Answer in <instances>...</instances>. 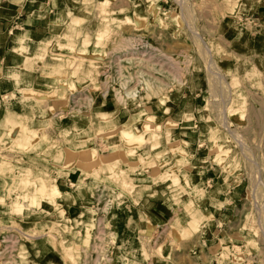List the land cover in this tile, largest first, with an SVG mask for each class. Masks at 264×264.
Returning <instances> with one entry per match:
<instances>
[{"label":"rangeland","instance_id":"1","mask_svg":"<svg viewBox=\"0 0 264 264\" xmlns=\"http://www.w3.org/2000/svg\"><path fill=\"white\" fill-rule=\"evenodd\" d=\"M101 1L85 38L67 44L75 49L64 51L70 63L51 67L62 43L52 28L46 56L39 58L34 48L26 53L24 69L15 71L18 77L10 71L0 80V110L8 119L2 123L8 137L0 140V264H21L26 255L19 243L40 235L52 239L66 263L111 264L108 246H116L114 232L121 226L112 219L118 213L119 193L118 209L123 211L145 198V203L158 199L179 204L176 212L190 214L192 220L186 219L201 245L210 238L216 244V257L208 264H264V71L260 57L244 43L245 31L251 39L258 32L255 18L264 12V0H111L114 17L131 22L120 28L112 24L110 38L98 46L96 35L104 19ZM131 38H139V50L128 48L123 54ZM75 59L85 60V66L91 61L96 70L84 77ZM125 59L133 62H121ZM4 82L12 88L2 89ZM121 83L140 88L144 99H124ZM238 95L244 105L233 107ZM192 114L199 125L188 123ZM150 132L167 133L168 154H155ZM135 137V142L128 141ZM229 147L233 157L215 160L217 149ZM118 159L136 184L130 194L103 170ZM148 159L154 166L145 164ZM62 161L69 167L58 177ZM97 169L101 172L95 176ZM164 172L176 173L180 183L173 188L171 183H155L153 178ZM48 177H56L53 186L46 185ZM64 181L67 191L85 188L94 195L89 207L73 209L74 214L80 212L72 218L62 199L57 207L49 199L54 189L62 194L59 184ZM216 184L219 190L212 189ZM237 185L240 200L233 203L230 217L222 215L218 221L223 232L210 235L205 229L213 224L215 211L231 205L227 194ZM192 197L194 207L187 205ZM49 205L54 212L43 210ZM62 210L64 217L57 216ZM195 211L205 216L195 217ZM79 220L94 222L96 229L79 227ZM88 231L91 239L85 238ZM139 240L137 264L152 262L148 246L162 256L164 246L151 232ZM115 262H127L120 250Z\"/></svg>","mask_w":264,"mask_h":264},{"label":"crops","instance_id":"2","mask_svg":"<svg viewBox=\"0 0 264 264\" xmlns=\"http://www.w3.org/2000/svg\"><path fill=\"white\" fill-rule=\"evenodd\" d=\"M99 1L0 0V80L10 71L23 70L28 55L26 53L31 54L39 44L50 41L51 38H48V36H50L52 28L56 30L55 36L62 43L74 45L75 42L84 39L86 32L89 31V26L94 24L92 18ZM71 14L72 17L69 18ZM65 17L69 20L65 21L67 19ZM255 19L258 21V28H255L258 32H255L253 39H251L248 32L245 31L244 43L249 46V51L254 53V56L260 57V69L264 71V12L259 11ZM14 72L12 73L13 76L15 75ZM16 77L18 76L16 75ZM1 85L3 89L11 84L4 82ZM3 112V109L0 110V140L5 139L6 136L8 137V133L3 130L2 125L5 120H8L6 117L3 118L5 115ZM187 121L199 125V120L194 114L190 115ZM187 131L189 130L187 129ZM198 134H200L199 131ZM60 166L63 170H67L69 167L67 161H62ZM217 184L212 188L213 190H219ZM66 185V181L59 184V189L62 191L60 200L62 199L63 207L72 218L80 212L74 214L73 209L82 210L83 207H89L94 202V195L85 188H81L83 190L67 191ZM239 187V185L235 186L227 194L231 205H227L228 207H225L222 211H215L213 224L205 229L210 235L217 236L223 232L222 228L218 226V221L222 218V215L226 218L231 216L230 212L234 210V204L240 200ZM145 200L138 206L130 204L125 211L115 208L118 213L114 211L112 219H117L121 226L118 227L117 232H114L117 239L116 246H108V249L112 250L110 252L113 258L111 264H117L115 258L119 250L126 256V264H137L135 252L142 248L139 235L148 232L153 234L157 239V243L161 242L164 246L162 256L153 254L152 248L146 247L152 256V262H149V264H208L210 262V259L213 258L212 250L216 244H212L213 238H210L205 239V247L201 245L196 232L188 224L192 220L189 217L190 214L183 216L181 214L183 210L176 212L179 204L175 202L169 205L165 201L154 200V198L152 199L154 200L153 203H145ZM113 209L110 211H113ZM43 210L54 212L51 205ZM194 215L198 217L204 215V213L195 211ZM186 217H189L190 220ZM39 222H35V224ZM129 237L130 240L127 243L126 240ZM18 248L19 250L25 249L26 258L21 264H70L66 263L60 248L54 244L52 239L43 235L21 241ZM194 252L197 254L195 255ZM21 254L24 253L21 252ZM94 260L100 263L99 257Z\"/></svg>","mask_w":264,"mask_h":264},{"label":"bare ground","instance_id":"3","mask_svg":"<svg viewBox=\"0 0 264 264\" xmlns=\"http://www.w3.org/2000/svg\"><path fill=\"white\" fill-rule=\"evenodd\" d=\"M110 4H111V0H103V1H101V4H100V7H99V9H101V14L100 15H103V17H104V19H103V24L101 25V27L99 28V30H98V32H97V35H96V45H98V46H101L102 45V42L104 41V40H106L107 38L109 39L110 38V35L112 34V28H111V26H112V24H116V25H118V27L120 28L123 24H125L126 22L128 23V22H131V19L130 18H125V19H122V20H119V19H117V18H115L114 17V14H116L115 12H114V14H112V11H111V9H110ZM233 5V4H232ZM231 7H233V6H231ZM235 7V6H234ZM136 23L138 24V26L141 24V21L140 20H136ZM135 26V25H134ZM142 26V25H141ZM107 39V40H108ZM136 39H139V38H131L130 40H128V46L126 47L127 49H125L126 51H124L123 52V54L125 53H128L127 52V50H128V48L130 49V51L129 52H131V51H134V52H136V50L138 49V45H137V42L135 41ZM106 40V41H107ZM61 42V41H60ZM47 43H49V41L48 42H42L41 44H39L38 45V47H37V55L38 56H40L39 58H41V57H45L46 56V46H47ZM106 45V44H105ZM147 46V45H146ZM48 47V46H47ZM123 48V47H122ZM141 48V47H140ZM58 49H59V51H61V52H59V53H55L54 54V56L52 57V66L51 67H53V69H55V67H57V68H63V66H65L66 65V63L68 62L66 59H65V53H64V51L65 52H73L75 49L74 48H72L71 46H68L67 44H64V43H58ZM57 49V50H58ZM120 49V48H119ZM139 50V49H138ZM133 55V54H132ZM70 57V56H69ZM72 57V56H71ZM70 57V58H71ZM37 58V57H36ZM74 58V57H73ZM27 59V58H26ZM76 60H78V59H75V62H76ZM27 61V60H26ZM78 61H80V60H78ZM77 61V62H78ZM82 61V60H81ZM80 61V62H81ZM121 61V60H120ZM29 62H30V60H29ZM85 60H83V62H81L80 64H78V66L79 67H83V75H84V77H89V76H91L93 73H94V71L96 70V66H95V64H93L91 61H89L90 63L88 64V65H86L85 66ZM121 62H125L126 64H128V65H131V63L133 62L132 61V59H125V60H122ZM28 63V61L26 62V64ZM68 63H70V62H68ZM68 65V64H67ZM72 65H75V63H73ZM71 65V66H72ZM77 65V64H76ZM48 66V65H47ZM49 67V66H48ZM112 68H113V66H111ZM73 68V67H72ZM81 68H79V69H81ZM76 69V68H75ZM80 71V70H79ZM17 75V73L15 72V75L14 76H16ZM123 86V88H125L126 86H125V83L123 84V83H121ZM120 84V85H121ZM118 86V85H117ZM126 90V92H125V97H124V99L126 98V97H128V98H139L140 100H142V99H144V96L142 95V91H141V89L140 88H130V89H128V87L127 88H125ZM117 91H120V90H117ZM75 94V93H74ZM232 104H233V107L234 106H240V105H244V99H243V96L242 95H238L236 98H234L233 99V101H232ZM142 114L141 115H143V113H145L144 111L143 112H141ZM137 117V116H136ZM143 117V116H142ZM106 120V119H105ZM150 134V142H151V147H152V150H154V152H155V154H157V156L158 157H161V155H163L164 153H165V146H164V143L166 142V137L165 136H167L166 134H165V132H164V134L163 133H160V132H150L149 133ZM169 134V133H168ZM141 135H139V137H140ZM142 137H144V135H142ZM176 137H178V135H176ZM137 138L135 137V138H132V139H128V141L129 142H132L133 143V141L134 140H136ZM139 139V138H138ZM140 139H141V137H140ZM219 139L221 140V138L219 137ZM227 139V138H226ZM222 141V140H221ZM135 142V141H134ZM219 142V141H218ZM83 144H84V142H83ZM137 144V143H136ZM136 144H134V145H136ZM185 144H187V145H190V144H192V142H190V141H185ZM131 145V144H130ZM131 147H134L133 145H131ZM176 150H180V148H178V149H176ZM133 152V155L135 156V152L134 151H132ZM165 154H168L167 152L165 153ZM230 157H233V151H232V148L231 147H229V148H226V149H222V150H218L217 149V154H215V160H217V158H221V159H228V158H230ZM145 158L146 157H143V156H140L139 157V159H140V161L141 162H145ZM148 158V157H147ZM149 160V159H148ZM232 162H234V159H233V161ZM121 160H115V161H113V162H109L105 167V169H103V168H101V169H103L104 170V172H105V170H106V172H108V174L110 175V177H112L113 179H116L118 182L117 183H119L121 186H122V189L124 190L125 189V191L127 190L128 192H129V194H130V192H133V191H135V189H136V184L132 181V178L129 176V173H128V171L126 170V169H123L122 168V166H121ZM149 163H151L150 164V166L152 165V166H154V164H155V161L154 160H149V162H147V163H145V164H147L148 166H149ZM104 167V166H103ZM102 170V171H103ZM57 172H59V175H58V177H62L63 176V174L64 173H66L67 171H65V170H60L59 169V171H57ZM101 172V171H100ZM100 172H98V169L97 170H95V171H93L92 172V174L93 175H95V176H97L98 175V173H100ZM105 172V173H106ZM66 175V174H65ZM109 177V178H110ZM111 179V178H110ZM55 180H56V177H48L47 178V181L48 182H46V185L49 187V185L48 184H50V186H53V183H55ZM153 181L155 182V183H157V184H165V183H171V188H173V187H175V186H177L179 183H180V177H178L177 175H176V173H174V172H164V173H161V174H158L156 177H154L153 178ZM45 182V181H44ZM43 182V183H44ZM48 183V184H47ZM187 183H188V181H187ZM46 186V187H47ZM49 189V188H48ZM52 189V188H51ZM49 190L50 191V193H52L53 192V190ZM55 191H54V193H53V195H50L51 197L49 198L50 199V201L54 204V205H56V207H57V205L59 204L58 203V200L60 199V197H61V192L59 191V190H57V189H54ZM187 190V189H186ZM38 192V191H37ZM45 192H46V190H45ZM48 192V191H47ZM127 192V193H128ZM121 195H122V193H119L118 194V202H117V205H121L122 204V202H121ZM27 195H23V197H26ZM46 196V195H45ZM44 196V197H45ZM104 197V196H103ZM47 199V197L45 198V200ZM102 199V198H101ZM48 200V199H47ZM49 201V200H48ZM135 202V201H134ZM51 203V204H52ZM110 205V207H112V206H114V203L112 202L111 204H109ZM116 205V204H115ZM188 206H191V207H194L195 206V200H194V198L192 197L191 198V200L190 201H188V204H187ZM199 205V204H198ZM201 205V204H200ZM119 206L117 207V208H119ZM107 207H109V206H107ZM21 208L22 207H20L19 208V210H21ZM17 209L18 208H15V211H17ZM108 209V208H107ZM64 215H65V212H64V210H62V211H60L59 212V214H57V216H60V217H64ZM57 216H56V218H57ZM66 220V222L68 223V222H70V220L69 219H65ZM78 226L79 227H81V226H86V227H89L91 230H93L94 231V229H96V224L94 223V222H87V221H84V220H79L78 221ZM90 230V231H91ZM90 231H88V233H87V235H86V237L85 238H87V239H91L92 238V232H90ZM80 235V234H79ZM111 243H113V244H115V239L114 238H111ZM72 249V248H71ZM71 249H68V250H71ZM228 248H224V250H227ZM3 252V251H2ZM71 252V251H70ZM228 252V251H227ZM221 254H223V252L221 253ZM147 255V254H146ZM214 257H216V255L215 256H213V258Z\"/></svg>","mask_w":264,"mask_h":264},{"label":"built area","instance_id":"4","mask_svg":"<svg viewBox=\"0 0 264 264\" xmlns=\"http://www.w3.org/2000/svg\"><path fill=\"white\" fill-rule=\"evenodd\" d=\"M194 128L197 129V128H198V125L196 124V125L194 126Z\"/></svg>","mask_w":264,"mask_h":264}]
</instances>
